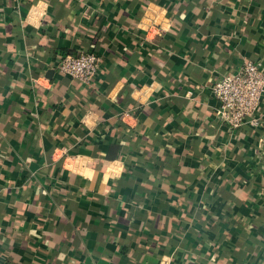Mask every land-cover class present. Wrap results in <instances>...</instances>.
<instances>
[{
    "label": "crops",
    "instance_id": "1",
    "mask_svg": "<svg viewBox=\"0 0 264 264\" xmlns=\"http://www.w3.org/2000/svg\"><path fill=\"white\" fill-rule=\"evenodd\" d=\"M246 62L264 0H0V264H264V96L231 131L211 91Z\"/></svg>",
    "mask_w": 264,
    "mask_h": 264
},
{
    "label": "built area",
    "instance_id": "2",
    "mask_svg": "<svg viewBox=\"0 0 264 264\" xmlns=\"http://www.w3.org/2000/svg\"><path fill=\"white\" fill-rule=\"evenodd\" d=\"M253 1V0H244ZM159 25L149 24L146 36H160ZM100 57L93 52L67 54L55 67L59 74L88 86L96 78ZM217 101L215 116L229 130L235 131L246 123L256 124L255 114L264 96V70L260 63L246 62L235 72L221 76L211 88Z\"/></svg>",
    "mask_w": 264,
    "mask_h": 264
},
{
    "label": "trees",
    "instance_id": "3",
    "mask_svg": "<svg viewBox=\"0 0 264 264\" xmlns=\"http://www.w3.org/2000/svg\"><path fill=\"white\" fill-rule=\"evenodd\" d=\"M89 52H93V51H89ZM93 53H94V52H93ZM96 83H97V79H96V78L93 79V80L91 81V85H92V86H93L94 84H96ZM216 245L218 246V244H216ZM216 245H215V246H216ZM217 246H216V248H218Z\"/></svg>",
    "mask_w": 264,
    "mask_h": 264
}]
</instances>
